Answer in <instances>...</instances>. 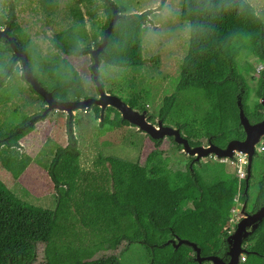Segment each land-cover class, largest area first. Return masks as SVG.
Instances as JSON below:
<instances>
[{"label":"trees","instance_id":"obj_1","mask_svg":"<svg viewBox=\"0 0 264 264\" xmlns=\"http://www.w3.org/2000/svg\"><path fill=\"white\" fill-rule=\"evenodd\" d=\"M18 1L0 0V28L9 26V35L16 37L23 47L35 78L55 97L62 92L66 97L64 101L89 98L85 79L71 58L87 55L86 51L92 49L90 43L97 47L102 42L112 17L107 3L110 0H69L66 4L69 23L49 37L46 52L17 22ZM29 1L37 2L46 25L56 24L58 0ZM166 1L162 0L158 8L141 14L125 16L119 11L122 16L109 37L105 55H101V63L118 69L116 79L111 80L115 88L111 89L117 90L123 96L121 99L139 112L148 111L154 102L149 91H137L136 76L146 65L143 29ZM98 2H102L106 14L102 24L98 20ZM181 20L190 25L189 50L174 93L162 100L158 117L167 126L178 129L192 147L201 146L206 140L225 148L230 141L240 139L239 95H242L245 114L252 124L264 118L260 101L250 105L248 84L239 70V57L244 52L264 61V21L246 0H183ZM0 41L11 50L5 40ZM15 67L11 61L0 75V90L9 83V78L17 75ZM219 72H224L222 78H218ZM90 74L94 85L91 71ZM263 75L264 71L262 78ZM20 78L24 80L23 75ZM262 78L257 89L260 99ZM95 91L98 97L96 87ZM89 110L100 120V107L92 106ZM41 113L25 115L21 124L11 126L10 131L0 135V165L15 179L32 163L16 148L23 137L34 131L35 125L14 133ZM112 113H115L113 119ZM152 120V116L149 117V121ZM75 122L79 121L74 117L71 123L68 119L65 147L48 138L35 159L37 165L47 171L56 191L65 189L68 203L58 204L54 210L34 205L21 199L0 178V264H34L38 245L53 228L57 213L69 220H74L76 213L87 231L83 235L68 233L71 239L66 242L47 244V264H122L119 253L94 257L102 250L118 251L126 244L124 251L127 245L135 243L146 248L149 264H198L192 248L166 245L177 237L197 244L203 257L225 258V238L230 234L226 227L231 211L238 203H249L253 174L249 181L246 174L243 180L235 176L208 185L197 172L196 164L190 162L182 168L169 165V152L162 143L166 140L170 147L182 151V146L172 137L153 140L148 135L153 147L137 162L101 155L95 164L103 167L105 174L85 173L80 167L81 152L73 129ZM124 126L131 124L123 121L116 109L107 108L100 128L115 130ZM263 205L264 177L253 211ZM88 236L92 238V245L85 246L84 239ZM245 245L249 253L241 264H264V220Z\"/></svg>","mask_w":264,"mask_h":264},{"label":"rangeland","instance_id":"obj_2","mask_svg":"<svg viewBox=\"0 0 264 264\" xmlns=\"http://www.w3.org/2000/svg\"><path fill=\"white\" fill-rule=\"evenodd\" d=\"M68 1L58 0L59 11L55 18L56 24L52 26L45 24L46 20L37 6V2L29 0H19L17 2L15 10L17 22L23 29L27 30L43 52L47 51L50 44L49 37L53 36L58 30L65 28L69 23V20L66 18V4ZM110 1L125 16L141 14L147 10L156 9L162 2V0ZM110 1L107 3L110 4ZM182 1L167 0L162 10L153 14L150 22L143 29L142 47L143 59L146 61V65L142 73L136 76V84L139 93L146 90L154 98V102L148 107V116H152L153 120L151 123L155 126H157L159 121L158 112L160 103L166 96L174 93L176 82L181 73V65L189 50L190 25L188 22L181 20ZM246 1L255 8L259 17L264 21V0ZM98 3L100 5L98 20L102 24L106 19V14L102 2ZM5 27H2V29H5ZM90 45L92 49L95 48L93 42ZM14 59L15 52L13 49L9 50L0 41V75L11 61L15 63L14 72L17 73L14 78H9V83L0 90V135L10 131L11 126L21 124L25 115L32 116L40 112L43 113L46 109V105L41 99L36 94L30 92L29 84L20 78V75H23L21 62L19 60L14 62ZM155 59L158 60L155 61ZM71 61L76 65L85 79L87 95L89 97H97L90 77L91 66L93 64L92 58L87 54L78 58H71ZM239 70L245 76L248 84L250 105L254 101H260L257 89L264 71V61L256 58L251 53L244 52L239 57ZM99 73L106 93L119 98L123 97L117 90L111 89L115 88V86H112L111 80L116 79L118 69L112 68L103 62L100 64ZM223 75L224 72H219L218 78H222ZM56 97L59 100H65L66 98L62 92L57 93ZM11 98L14 99L8 102ZM73 117L74 120L79 121L78 123H74L73 129L81 152L80 167L85 173L105 174L103 167H97L95 164L101 155L105 157L115 155L131 162H137L141 156L145 155L153 147V143L147 135L133 125L115 130L102 129L100 128L101 120L97 119L93 110L87 112L76 111ZM114 117L115 113H112L111 119ZM68 119L67 113L53 111L48 114L45 120L41 119L33 124L35 125L34 131L19 141L18 148H16L17 151L22 157H29L32 160V163L20 178L15 179L0 165L1 180L21 199L52 210L58 204L69 202L64 196L65 189L61 188L59 191H56L47 171L37 165L35 161L48 138H52L57 144L64 147L68 144ZM238 135L240 139L245 138L243 130H240ZM203 145L207 146L208 141L203 140ZM162 146L169 152L168 154L171 159L169 165L171 167L176 165L178 168H182L190 162V164H193L194 158L191 159L192 157L184 154L183 151H179L174 146L170 147L166 140L162 143ZM243 161L244 156H236L234 161L229 160L226 163L220 162L213 156H210L202 159L200 163H195V168L202 175L201 177L204 181L207 180V184L212 185L220 180L239 176L237 169L238 166L243 164ZM252 174L250 200L247 205V212L250 213L254 212L259 186L264 177V152L256 151ZM242 205H238L240 209ZM74 216L76 217L74 220H69L64 215L57 213L53 228L44 241L38 245L37 259L34 264H47L45 258V246L47 244L54 241L66 242L71 239V235L67 236L68 233L83 235L87 231V228L81 224L79 216L76 213H74ZM232 232H234V229ZM91 242L92 238L89 236L84 239L85 246L92 245ZM125 246L126 244L118 251H113L112 249L102 250L94 258L97 259L109 254L119 253L122 264H149L147 250L142 244L127 245L125 250L122 251ZM205 264L211 263L207 262Z\"/></svg>","mask_w":264,"mask_h":264},{"label":"water","instance_id":"obj_3","mask_svg":"<svg viewBox=\"0 0 264 264\" xmlns=\"http://www.w3.org/2000/svg\"><path fill=\"white\" fill-rule=\"evenodd\" d=\"M109 6L112 9V17L103 35L102 42L94 49L86 51L93 61L91 73L98 92L97 98L89 97L79 101H64L57 99L55 95L46 91L33 75L26 52L17 41L16 37L9 35V26H6L5 29L0 28V39L5 40L15 52L14 62L17 60L21 62L24 80L46 103V109L43 113L31 118L29 122L17 129L14 134H18L37 123L39 120L46 118L48 114L53 111L67 113L69 116V123H71L73 114L76 111H87L91 109L92 106H98L101 108L100 120L103 121L106 109L112 107L121 114L123 121L137 127L139 131L145 133L151 139L162 140L172 137L178 145L182 146L184 154L194 158L193 164L210 156H215L217 159H232L236 154L247 156V181H249V177L252 174L254 157L256 155V146L264 138V118L258 123L252 124L250 122L243 108L242 95H239L237 103L239 107L240 125L245 134V138L232 140L225 148H220L211 142H209L207 146L201 145L192 147L178 129L165 125L162 119H159L157 126H155L149 121L148 111L139 112L130 107L121 98L106 93L99 78L101 55H105V47L108 44L109 37L114 31L117 21L120 20L122 16L113 3H110ZM262 87L263 95L260 99V103L263 107L262 113L264 114V75L262 78ZM247 205V203L242 205L240 209V215L242 216L241 220L237 223L234 232L225 238V242L227 243L225 258L219 256L203 257L201 255V249L197 244L189 240L180 239L179 237L169 240L166 245L171 244L174 248L186 245L192 248L195 253V261L198 264H203L205 262L211 264H241L242 255H247L249 253L247 248L244 247L245 243L259 229L264 220V205L253 213L247 212Z\"/></svg>","mask_w":264,"mask_h":264},{"label":"built area","instance_id":"obj_4","mask_svg":"<svg viewBox=\"0 0 264 264\" xmlns=\"http://www.w3.org/2000/svg\"><path fill=\"white\" fill-rule=\"evenodd\" d=\"M256 150L258 152H264V138L260 141V143H258V145L256 146ZM236 156H244V155H240V154H236L234 156V158ZM232 158V159H234ZM232 159H223V160H219L220 162L226 163V161L232 160ZM246 165H247V156H244V161L243 164H241L240 166H238L237 172L241 178V180L245 179L246 177ZM232 216L230 218V221L228 223V226L226 227V230H230V232L235 228L236 224L239 222V220L241 219L240 216V212H239V208H235L231 211ZM246 260V255H242L241 258V262H244Z\"/></svg>","mask_w":264,"mask_h":264},{"label":"clouds","instance_id":"obj_5","mask_svg":"<svg viewBox=\"0 0 264 264\" xmlns=\"http://www.w3.org/2000/svg\"><path fill=\"white\" fill-rule=\"evenodd\" d=\"M256 151H257V150H256ZM213 157H214L216 160H223V159H217L215 156H213ZM246 173H247V165H246ZM239 204H240V203H238L237 206H236L235 208H237V207L239 208V207H240V206H238ZM235 208H234V209H235ZM239 211H240V208H239ZM240 216H241V215H240ZM241 218H242V216H241ZM240 220H241V219H240ZM240 220H239V221H240ZM236 225H237V224H236ZM235 228H236V226H235ZM235 228H234V230H235ZM231 233H233V232L231 231L230 234H231ZM244 247H245V246H244ZM245 248H247V246H246Z\"/></svg>","mask_w":264,"mask_h":264},{"label":"flooded vegetation","instance_id":"obj_6","mask_svg":"<svg viewBox=\"0 0 264 264\" xmlns=\"http://www.w3.org/2000/svg\"><path fill=\"white\" fill-rule=\"evenodd\" d=\"M209 143V142H208Z\"/></svg>","mask_w":264,"mask_h":264}]
</instances>
